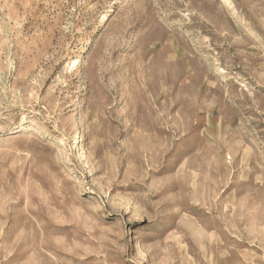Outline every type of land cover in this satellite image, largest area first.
Returning a JSON list of instances; mask_svg holds the SVG:
<instances>
[{"label": "rangeland", "instance_id": "1", "mask_svg": "<svg viewBox=\"0 0 264 264\" xmlns=\"http://www.w3.org/2000/svg\"><path fill=\"white\" fill-rule=\"evenodd\" d=\"M0 0V264H264V0Z\"/></svg>", "mask_w": 264, "mask_h": 264}, {"label": "bare ground", "instance_id": "2", "mask_svg": "<svg viewBox=\"0 0 264 264\" xmlns=\"http://www.w3.org/2000/svg\"><path fill=\"white\" fill-rule=\"evenodd\" d=\"M220 4H224V5H230L233 8V13H237V7L234 5L232 0H218Z\"/></svg>", "mask_w": 264, "mask_h": 264}]
</instances>
